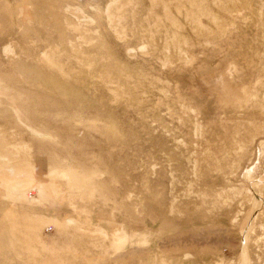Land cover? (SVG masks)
<instances>
[{"label": "rangeland", "instance_id": "1", "mask_svg": "<svg viewBox=\"0 0 264 264\" xmlns=\"http://www.w3.org/2000/svg\"><path fill=\"white\" fill-rule=\"evenodd\" d=\"M0 264H264V0H0Z\"/></svg>", "mask_w": 264, "mask_h": 264}]
</instances>
